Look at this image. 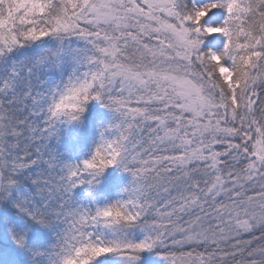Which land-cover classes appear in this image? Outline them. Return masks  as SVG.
Returning a JSON list of instances; mask_svg holds the SVG:
<instances>
[{
	"label": "snow or ice",
	"instance_id": "1",
	"mask_svg": "<svg viewBox=\"0 0 264 264\" xmlns=\"http://www.w3.org/2000/svg\"><path fill=\"white\" fill-rule=\"evenodd\" d=\"M0 264H264V0H0Z\"/></svg>",
	"mask_w": 264,
	"mask_h": 264
}]
</instances>
